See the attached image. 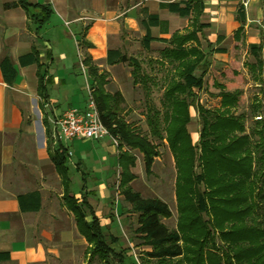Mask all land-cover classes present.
<instances>
[{
    "label": "trees",
    "instance_id": "16d2710c",
    "mask_svg": "<svg viewBox=\"0 0 264 264\" xmlns=\"http://www.w3.org/2000/svg\"><path fill=\"white\" fill-rule=\"evenodd\" d=\"M185 3L184 7L178 2L161 3L181 15H191V18L187 27L174 31L167 38L168 45L161 50L163 64L170 63L174 69L163 93L165 114L162 116L156 106H149L147 113L151 136L166 140L175 158L176 228H170L163 221L172 216L167 201L158 196H145L131 184L137 177L132 170L137 160L134 150L143 154L145 171L150 174L154 159L161 154L157 145L128 122L124 115L125 98L120 90L107 89L106 74L100 71V66L89 55L83 60L95 82L91 95L100 119L118 139L120 193L137 212V231L145 244L152 245L147 254L156 264H264V218H260V214L264 215V117L257 118V125L248 130L245 114L234 112L241 92L222 91L220 106L207 122L208 129L204 130V133L209 132L210 139L207 143L203 141L201 146L193 141L188 124L190 108L197 94L189 82L199 78L196 69L204 73L211 62L198 35L208 26L202 20L205 1L186 0ZM15 6L26 11L29 23L36 25V32H40L54 13L49 2L17 0L5 4L6 8ZM158 18V15L150 14L145 23L147 33L142 40L146 44L153 39L150 25L157 23ZM238 19L243 21L240 12ZM241 31L242 27H239L237 34ZM207 43L212 46L210 40ZM250 47L256 63L264 68V44L250 43ZM31 56L38 63L39 106L44 113L48 150L61 177L63 200L74 212L77 227L88 242L86 256L97 257L103 264L124 263V256L107 242L101 220L87 201V193L81 197L71 194L68 149L54 142L48 120L51 78H46L48 70H41L43 64L37 48H33ZM111 62H130L135 83L150 91L149 74L145 73L138 58L122 54ZM4 63V76L13 83L17 71L8 59ZM202 136L206 137L205 134ZM254 137H257L255 141ZM81 172L85 182L86 173Z\"/></svg>",
    "mask_w": 264,
    "mask_h": 264
},
{
    "label": "crops",
    "instance_id": "0c3cea01",
    "mask_svg": "<svg viewBox=\"0 0 264 264\" xmlns=\"http://www.w3.org/2000/svg\"><path fill=\"white\" fill-rule=\"evenodd\" d=\"M16 1L0 0V264H87L85 252L88 242L77 227L74 212L63 200L61 177L48 150L44 113L39 106L38 63L31 56L32 50L34 47L39 50V59L43 64L41 70H48L46 78H51L47 111L52 127V119L65 111L60 105L64 100L75 104L73 107L81 108L87 102L76 105L73 99L70 100V92L66 89L70 83L64 82L65 77L61 73L57 77L54 75L53 64L56 63L58 48L55 40L59 42L63 35L55 28L54 35L47 37L44 33L46 26H55L57 20V25H65L68 35L75 39L77 52L84 53V58L91 56L95 62L117 53L118 56L126 54L125 50H121L124 53L119 52L117 44L130 37L143 39L147 33L145 23L149 21L150 14L159 16L157 23L150 25L151 43H164L163 39L179 29L176 24L181 22V28L185 27L189 17L161 3L178 2L184 7L186 0H30L34 3L49 2L54 9L51 19L40 32H36V25L29 23L26 11L21 6L5 7L6 3ZM204 1L202 17L208 24L205 31L211 36L209 39L207 34V40L220 43L217 46L230 36L233 40L239 39L241 34V39L249 44L262 40L264 0H247V3L244 0ZM239 12L243 16L242 22L238 19ZM239 27H242V31L237 34ZM221 36H225L223 41H220ZM79 38L81 44L77 46ZM44 54L47 61L42 58ZM6 59L17 71L13 83L3 73L2 64ZM74 64L75 61H70L68 68H73ZM108 78L117 81L114 75ZM125 83L122 81L117 85V90L124 97ZM53 89H60V93L54 95ZM65 90L62 100L61 92ZM31 99V106L33 104L37 109L36 116L26 113L23 105L30 103ZM65 143L73 150L71 141ZM66 145L63 144L64 147ZM74 154L73 151L67 158L69 176V162L74 163ZM166 158L159 156L154 159V172L162 176L167 174ZM78 159L75 167L81 172L84 161L81 157ZM84 172L86 180L83 186L85 184L87 201L99 216L103 230L107 221L112 226L116 225V220H113L116 217L110 210L113 201L98 196L100 186L92 183L87 171ZM71 193L81 197L84 192L82 189L75 193L71 181ZM109 212L112 214L109 215ZM113 229L118 230L116 227Z\"/></svg>",
    "mask_w": 264,
    "mask_h": 264
},
{
    "label": "rangeland",
    "instance_id": "374dc122",
    "mask_svg": "<svg viewBox=\"0 0 264 264\" xmlns=\"http://www.w3.org/2000/svg\"><path fill=\"white\" fill-rule=\"evenodd\" d=\"M187 16L190 22L191 15ZM56 23H59L58 20ZM57 24L55 26L48 25L44 28V33L47 37L54 35L55 28L60 30L63 35V38L59 42L55 40L58 48H56V63L53 64V73L56 77L61 73V76L64 75L65 77L64 82L70 83L66 87L68 93L70 92V100L73 99L76 105L86 103L90 91L95 86V82L89 76L88 67H83L82 65L84 53L77 52L74 37L68 35V28L65 25ZM182 25L183 23L181 22L176 24L179 30L185 28H181ZM205 29L202 33L199 32L198 35L211 64L204 73L203 70L196 69L195 73L199 78L189 82L193 85L197 95L190 108L191 119L188 124V130L192 135L193 141L200 146L205 140V143H207L211 137L209 132L206 131V134L204 130L205 128L208 129L207 122H209L215 109L220 106V94L222 91L234 92L237 90L241 92L239 95V103L234 108V112L236 114H245V123L248 130H251L257 125V118L264 117V68L261 69L256 63V58L251 51L250 44L245 39H241V34L240 38H236V40H233L232 36L226 39L224 38L225 36H221L222 39L220 41L225 39L221 45L217 46L220 43L213 41L212 46L209 47L207 34L209 39L211 36ZM163 40L165 41L164 43L154 44L150 41L146 44L142 38L140 40L135 37H130L123 40L122 43L117 44L119 45L118 49L120 53H124L121 50H125L128 57H136L141 61L145 73H148L150 77L148 79L150 86L149 92L142 84L135 83L132 74L133 66L130 62H115V65L111 62V60H116L119 57L118 53L109 59H98L95 62L99 64L100 71L106 74V86L108 90L112 92L116 91L118 84L122 81L126 82V86L124 87L126 96L124 97V115L128 122L137 131L148 136L157 145L161 157L168 156L171 158L172 156L174 169L168 164V172L165 176L154 172L153 169L150 174H147L143 154L139 150H134L137 160L136 166L132 170L137 175V179L134 180V189L137 191L140 190L145 196H160L162 199H165L172 210V216L163 218V221L170 228H176L178 221V201L176 196L177 168L175 158L166 140H160L151 136L150 127L147 123L149 106H156L161 110L162 116L165 114L163 93L174 73L172 64L167 62L163 64L161 60V50L168 45L167 38ZM80 41V38L77 39V46H80ZM260 42L264 44L263 40H260ZM42 58L46 61L48 60L46 54ZM70 61L71 63L75 61L73 68H68ZM68 69L72 70L69 71ZM109 75L116 76L117 81H111L108 78ZM58 92L60 93V89H53L54 95H58ZM61 93L63 100L66 90ZM67 102L64 100L60 104L63 106V110L75 105L71 101ZM31 103H33L32 99L30 103L23 104L25 111L30 115L36 116L37 109L33 107V104L31 106ZM204 134L206 137L202 136ZM256 139L257 137H254V141ZM71 142L75 153L72 156L74 163L69 162L71 164L70 177L74 192L78 193L83 189L84 181L82 172L75 167L80 160L78 158L81 157L84 161L82 171L86 170L92 183L96 182L95 184L100 186V188L98 187L97 195L100 197L104 196L113 201L110 210H113L114 216L116 217V219H113L116 220V225L112 226L107 221V224L104 226V233L107 242L116 252L122 254L125 258L124 263L116 262V264H156V261L147 254L152 249V245L145 244L141 234L137 231V212L133 211L130 203L122 198V194L120 193L119 182L121 168L118 166L119 152L117 146L110 138L102 140L78 139ZM86 152H90V154L86 155ZM196 170L199 171V167H196ZM173 174L175 199L172 201L168 198L166 178L172 179ZM83 192L85 191L83 190ZM110 214L112 213L109 212ZM260 216V218H264L263 214H260ZM114 227L118 228V230L113 229ZM85 257L87 264H103L97 257L90 258L86 254Z\"/></svg>",
    "mask_w": 264,
    "mask_h": 264
},
{
    "label": "built area",
    "instance_id": "2783aa9c",
    "mask_svg": "<svg viewBox=\"0 0 264 264\" xmlns=\"http://www.w3.org/2000/svg\"><path fill=\"white\" fill-rule=\"evenodd\" d=\"M244 2L247 3V0H244ZM262 37L264 41V26ZM83 67L85 66L83 65ZM52 137L56 143H62V145H66L65 142L67 141L78 139L102 140L110 138L118 147V139L111 135L109 129L100 119L91 91L85 107L67 108L63 113L52 119ZM66 148L70 157L73 150L67 145Z\"/></svg>",
    "mask_w": 264,
    "mask_h": 264
},
{
    "label": "bare ground",
    "instance_id": "6f19581e",
    "mask_svg": "<svg viewBox=\"0 0 264 264\" xmlns=\"http://www.w3.org/2000/svg\"><path fill=\"white\" fill-rule=\"evenodd\" d=\"M166 162L173 167V162L170 157L167 156ZM166 179H167L166 188H167L168 198L173 201V199H175L174 174H173L172 179H168V177Z\"/></svg>",
    "mask_w": 264,
    "mask_h": 264
}]
</instances>
